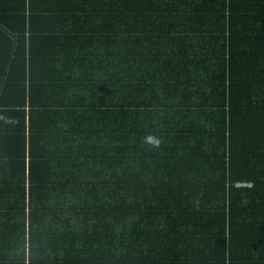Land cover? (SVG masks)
Segmentation results:
<instances>
[{"label":"trees","instance_id":"16d2710c","mask_svg":"<svg viewBox=\"0 0 264 264\" xmlns=\"http://www.w3.org/2000/svg\"><path fill=\"white\" fill-rule=\"evenodd\" d=\"M0 264H264V0H0Z\"/></svg>","mask_w":264,"mask_h":264},{"label":"clouds","instance_id":"9594fccd","mask_svg":"<svg viewBox=\"0 0 264 264\" xmlns=\"http://www.w3.org/2000/svg\"><path fill=\"white\" fill-rule=\"evenodd\" d=\"M144 142L153 147H159L160 140L155 136H146Z\"/></svg>","mask_w":264,"mask_h":264},{"label":"built area","instance_id":"2783aa9c","mask_svg":"<svg viewBox=\"0 0 264 264\" xmlns=\"http://www.w3.org/2000/svg\"><path fill=\"white\" fill-rule=\"evenodd\" d=\"M246 185V184H245ZM247 185H253V184H247Z\"/></svg>","mask_w":264,"mask_h":264}]
</instances>
